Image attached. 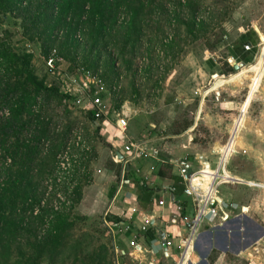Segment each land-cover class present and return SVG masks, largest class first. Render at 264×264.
Masks as SVG:
<instances>
[{"label":"rangeland","instance_id":"obj_1","mask_svg":"<svg viewBox=\"0 0 264 264\" xmlns=\"http://www.w3.org/2000/svg\"><path fill=\"white\" fill-rule=\"evenodd\" d=\"M51 1L0 0V38L12 51L29 53L34 73L47 87L58 89L38 111L39 118L24 113L14 126L20 124L25 139L39 135L40 127L46 134L31 155L36 158L30 170L36 192L27 191L25 201L15 198L4 208L0 264H140L116 253V246L124 247L122 232L104 222V217L115 221L128 207V183L122 180L130 175L122 173V163L113 157L116 150L126 154L122 143L129 139H146L163 153H191L192 163L193 154L205 153L212 166L214 149L226 155L235 149L227 164L233 179L264 184V0H141L144 7L134 8L139 19L133 29L128 24L130 1L117 0L113 16H102L98 39V23L90 21L91 4L85 3L67 45L62 44L66 28L55 21L60 11L67 22L73 14L67 12V0ZM190 8L192 26L187 25ZM45 26L55 38L48 47L37 34ZM248 30L255 31L256 45L243 52ZM235 50L240 52L236 61L246 67L242 73L244 67L234 69L228 61ZM50 57L52 68L47 65ZM233 73L236 77L216 86L217 76ZM93 78L101 79L108 92L102 95L103 114L95 121L89 116L91 104H82L84 85ZM20 80L15 69H0V133H8L0 144V183L7 181L13 191L18 189L24 147L15 150V137L7 128L12 120H5L2 102L20 95L15 86ZM220 194L237 203L230 213L238 212L243 202L252 204L250 216L264 226V188L223 184ZM60 218L69 224L58 234ZM245 221L241 216L228 221V229L237 235V226L231 225ZM226 229L212 232L210 262L221 255L224 231L229 238ZM227 251L223 264L247 263L243 258L233 262ZM154 252L159 258L160 252Z\"/></svg>","mask_w":264,"mask_h":264},{"label":"built area","instance_id":"obj_2","mask_svg":"<svg viewBox=\"0 0 264 264\" xmlns=\"http://www.w3.org/2000/svg\"><path fill=\"white\" fill-rule=\"evenodd\" d=\"M256 44L246 42L243 44L244 50H251ZM259 45V44H258ZM234 62L236 58L231 56ZM53 59L50 57L47 60V65L53 67ZM228 61L231 65V61ZM92 83L84 85V92H86L85 99L82 101L83 106L91 104L94 117L100 118L103 114V93H108L103 81L99 78H93ZM230 136L226 142L228 144ZM225 144V145H226ZM124 150L128 152V156L118 158L114 153V160L122 163V173L126 171V165L132 158L143 157L159 159V149L148 144V140L129 139L124 145ZM235 151V149H234ZM233 151V152H234ZM216 161L211 165L210 160L205 156L197 155L192 163L187 156L176 159L175 173L180 177L183 184V195L190 200L192 212L190 216L187 211V201H176L172 197L170 203L172 212L168 214L167 229L163 231L158 229L154 220L163 219L164 213L152 210L149 213H141L138 206H128L121 213L118 214L119 218L115 221L107 220L104 217V222L112 230L117 228L116 231L122 232L119 239L124 244L123 248L115 247L116 253L123 257H128L132 262L137 261L140 264H223L226 251L230 250L232 261L244 259L246 264H253V258L259 253H264V235L257 241H254L246 248H240L237 252L231 249L234 246L233 239L227 240L225 250L221 249L219 255L214 262H210L206 256L202 259L197 251V241L201 236L205 235L208 231L213 232L216 228H225L228 221L234 220L249 213V206L239 204V211L232 212L229 208L235 209L237 203L229 202L224 199L220 194V186L223 184L241 183L252 188H264V184L253 179H233L235 175L230 173L227 169L230 156L224 151L217 148L214 149ZM151 168H153L151 166ZM128 183L127 179L122 180ZM164 200L157 201V206H163ZM139 214L140 221L138 222L136 216ZM107 213H105V216ZM240 237L239 242L242 245L244 242L245 226L239 228ZM213 237V236H212ZM118 239V240H119ZM234 243V244H233ZM215 246L213 238L212 251ZM155 250L160 252V257H155ZM228 252V251H227ZM127 264V263H123Z\"/></svg>","mask_w":264,"mask_h":264},{"label":"trees","instance_id":"obj_3","mask_svg":"<svg viewBox=\"0 0 264 264\" xmlns=\"http://www.w3.org/2000/svg\"><path fill=\"white\" fill-rule=\"evenodd\" d=\"M52 2L51 0H49ZM115 1L117 0H67L68 7L67 12H71L73 14L72 19L68 22L65 21V15H61V11L59 12L60 15H58V18L56 17L55 23L60 25L61 27L66 28V32L64 34L65 41H63V45H67L71 43V30L75 29L77 25L79 24V21L81 20V15L84 13V4L89 3L91 4V9L89 10L88 17L92 23H95L94 20H96V23H98L97 29H95V39H98L97 35L103 30L104 24L102 23V16L104 12L109 13V17L113 16V13L116 9ZM130 3L127 5L129 8L131 7L133 9L132 13L130 14L131 20L129 21V25L133 28H137V22L139 19L138 10L134 9L135 7L139 6L140 8L144 7V3L141 0H129ZM11 4L15 3V0H9ZM108 10V11H107ZM192 9L190 8L188 17L190 18V21H188V26H192V23L194 21L193 13H191ZM34 15V14H33ZM177 17V15H176ZM50 18V17H49ZM95 23V24H96ZM192 32V29H189ZM52 29L48 28L47 26L44 27L43 30L38 32L37 34L42 38V41L44 42V46L48 47L54 40L53 33H51ZM253 36H255V31H247L246 35L243 40V44L246 42H252V44H256V40H254ZM259 39V37H258ZM6 41H3L0 38V69L6 71L10 69H15L17 74L21 76V80L15 83V86L19 87L20 95L13 101H4L2 102V107L6 106L5 111L7 112L8 116L5 118L6 121L12 120V122L7 127L11 133H9V136L15 137V150H19L21 148L22 155L20 157V160L23 161V165L19 166L21 167L17 172V181H18V189L16 188L15 191L9 188L7 185V181L0 183V234L4 230V226L6 225V217L7 212L5 211V207L9 204L13 203V201L16 199L20 201L28 197V193L36 192L37 190V183L32 181L30 170L32 165H34V161L36 158L31 157L34 150H37L39 147V144L41 143V139L46 134V129L40 127L37 129L39 131V135H36L33 137V139H25L20 137L22 134V129L20 124L15 128V124L17 120L23 121L22 119L25 115L30 113H36V116L39 118L40 114L38 111H42L44 106H46L48 103L47 98L48 96L54 95L57 93L58 89L55 86H49L47 87L43 81V79L39 78L33 71L31 67V57L30 54L27 52H14L10 48L9 44L5 43ZM243 48V52H246L244 50L243 45L241 46ZM231 56L237 57L235 55V52L231 53ZM245 62L249 61V59H244ZM230 69L232 70L233 67L231 66ZM16 88V87H15ZM18 89V88H17ZM42 94H46V96H42ZM89 116L92 121H95V117L93 115V111H89ZM98 127V125H97ZM3 133H0V144L3 143L7 132L2 131ZM25 141L28 142L25 143ZM30 141V142H29ZM10 157H13L14 154L8 153ZM1 157V156H0ZM27 191H30L26 193ZM16 192V193H15ZM23 194L21 197L18 195V193ZM19 197H18V196ZM142 198V197H141ZM140 198V199H141ZM144 198V197H143ZM147 198V197H145ZM11 200V201H10ZM10 201V203L8 202ZM144 202V201H141ZM118 220V218H116ZM58 224L60 226V229L57 231L58 234H60V231L63 229V227L67 224H69V221L66 218H60L58 220ZM2 240V239H1ZM1 244V243H0ZM5 245H0V250L4 252ZM122 257V255H120Z\"/></svg>","mask_w":264,"mask_h":264},{"label":"crops","instance_id":"obj_4","mask_svg":"<svg viewBox=\"0 0 264 264\" xmlns=\"http://www.w3.org/2000/svg\"><path fill=\"white\" fill-rule=\"evenodd\" d=\"M253 38L256 40L254 36ZM234 52H235V55L238 57L240 54L239 50H235ZM126 143L127 141L122 143L123 148ZM183 145L186 146L185 144ZM185 148H187V146ZM171 150L172 149H168V151L165 150V153H163L164 151H159L158 160H155L153 158H143V157L132 158L128 163V168H126L127 175L128 174L130 175V179H127L128 180L127 187L129 190L128 194H130L129 195L130 200H128V203H127L128 206H134V205L138 206L141 213H149V212H152L153 209L154 211H157V212H160V211L163 212L165 216L163 217V219H156L153 221L155 226L158 229H161L162 231L164 229H167L168 227V224H167L168 222L166 218L168 217V214L172 212L171 208L173 205L170 203L171 198L173 197L174 200L183 201V202H186L188 200L187 197L183 195V184L181 182V179L175 173L176 165L174 162L172 163L171 161H175L176 159H179L183 156H187L189 158V154L191 153H184V154L181 153L180 155H175L174 153H172L173 151ZM160 153L161 155H163L162 157L160 156ZM121 154L123 155V153ZM203 155H205L208 158V154L203 153ZM123 156H128V152H126V154ZM196 156L197 154H193L192 159H194ZM151 166L153 168H151ZM160 199H163L165 202L164 205L161 207L157 206V201ZM141 201H144V202H141ZM241 204L248 205L249 209L253 208L252 204H248V202H243ZM245 216H248L250 220L245 218L246 221L245 223H243L245 225V231L243 234L245 237V240L244 242L242 241V244L246 243L248 240H250L254 236V234L257 231L255 228L256 224L262 226V224L259 221L251 217L252 215L250 216V213L241 215V217L243 218ZM136 218L139 222L140 221L139 214H137ZM231 226L236 227L237 225L234 223ZM227 231L229 232L228 237L230 240L233 239L234 243L241 244V242H239L240 235L238 237L237 236L238 234L236 235L235 232H234L235 235H233L231 233V230H229L228 228H227ZM220 232H223V231H220ZM212 236H213V233L211 234V240L213 244L214 237ZM220 238L222 239V243H223L224 237H220ZM209 254L210 252H208L207 257L209 256ZM262 257H264V253H260V256L255 255L254 257L255 259L253 258V264H264V258ZM261 258H262V261H261Z\"/></svg>","mask_w":264,"mask_h":264},{"label":"water","instance_id":"obj_5","mask_svg":"<svg viewBox=\"0 0 264 264\" xmlns=\"http://www.w3.org/2000/svg\"><path fill=\"white\" fill-rule=\"evenodd\" d=\"M256 29V27H255ZM243 62H236L233 64V67L234 69H238L239 67L243 66ZM117 157L118 158H122V154L119 152V151H116L115 152ZM202 158H204V156L202 155ZM126 168H128V165H126ZM244 218L250 220L247 216H245ZM239 217L238 218H235L236 221H238ZM240 225L237 224V234H238V237L240 235ZM255 228H256V233L254 234V236L248 240L246 243L240 245L239 243H237L236 245H234L232 247V251L233 252H237L241 247L244 249L246 248L247 246H249L251 243H253L254 241H257L261 236L264 235V227H262L261 225H258L256 224L255 225ZM211 234L212 232L211 231H208L205 235L201 236L200 239L197 241V250L199 251V255L202 259H204L209 250L211 249L212 247V240H211ZM226 240H227V235H226V231H225V236H224V242L219 244V247L223 250H225L227 248L226 246Z\"/></svg>","mask_w":264,"mask_h":264},{"label":"bare ground","instance_id":"obj_6","mask_svg":"<svg viewBox=\"0 0 264 264\" xmlns=\"http://www.w3.org/2000/svg\"><path fill=\"white\" fill-rule=\"evenodd\" d=\"M262 45H263V43L261 44V47H262ZM261 57H262V54H260L259 53V57H258V59L257 60H259V63H260V61H261ZM229 60L231 61V63L232 64H234V63H236V62H234V60L232 59V57L231 58H229ZM242 67H244V66H242ZM242 67H240V68H242ZM239 68V69H240ZM246 69V67H244L241 71H240V73H242L244 70ZM236 75H237V73H233V74H231V75H229V76H217V79H216V86H218V85H220L221 83H223V82H229L230 80H232L234 77H236ZM213 86V85H212ZM199 114V113H198ZM227 226V224H225V227ZM229 226H227V228H228ZM227 230V229H226ZM233 233V232H232ZM234 241V240H233Z\"/></svg>","mask_w":264,"mask_h":264},{"label":"flooded vegetation","instance_id":"obj_7","mask_svg":"<svg viewBox=\"0 0 264 264\" xmlns=\"http://www.w3.org/2000/svg\"><path fill=\"white\" fill-rule=\"evenodd\" d=\"M228 226V225H227ZM231 233H232V230H231ZM238 236V235H237Z\"/></svg>","mask_w":264,"mask_h":264}]
</instances>
